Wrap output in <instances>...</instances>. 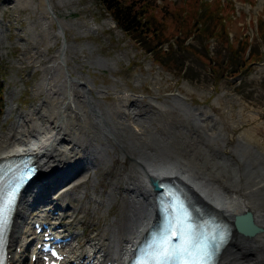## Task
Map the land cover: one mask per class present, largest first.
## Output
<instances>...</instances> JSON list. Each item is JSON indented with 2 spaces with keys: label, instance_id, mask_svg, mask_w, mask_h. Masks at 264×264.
Returning a JSON list of instances; mask_svg holds the SVG:
<instances>
[{
  "label": "bare ground",
  "instance_id": "bare-ground-1",
  "mask_svg": "<svg viewBox=\"0 0 264 264\" xmlns=\"http://www.w3.org/2000/svg\"><path fill=\"white\" fill-rule=\"evenodd\" d=\"M70 1L9 0L13 9L25 8L38 13L37 20L29 27L30 35L32 33L35 36L29 43L33 58H25L35 69L41 67L49 48L56 44L60 36L63 37L52 60L42 66L41 81L33 90L34 95L45 94V99L37 108L32 107L25 114H18L16 121L0 140L2 160L25 149L21 142L32 139L37 145L35 157L40 164V177L35 187L39 188L38 193L36 190L24 193L16 210L7 248L9 264L25 263V250L35 238L28 222L29 215L35 210L39 213L33 218L38 222L42 215L41 208H56L64 211V214L68 213L53 224H61V219L76 218L84 212L82 205L75 209L64 208L62 202L79 204L85 202L88 192L98 190V178L103 180V175L100 174V162L96 157L101 159L107 171L112 164L119 165L118 170L117 166L113 170L116 169L119 174L122 172L117 178L122 183L115 188L117 179L116 182L112 181L114 185H111L106 199L109 200L115 190L117 196L126 199L125 207L113 217L108 227L102 231L93 229L82 245L77 240V234H73L65 251L74 261L125 264L139 234L142 235L155 221V192L147 183L151 178L180 181L195 197L219 211L229 222H233L237 215L251 212L254 223L263 232L251 238L233 232L218 264H264V166L253 170L254 166L245 167L246 174L244 166H241L232 151L224 149L223 152L234 159L238 169L237 183H228L231 171L226 166L217 162V165L220 164L219 169L216 173L212 172L204 165V155L199 153L196 144L189 141V145L180 130H177L180 132L178 136H170L168 126L165 127V124H160L151 116V113L160 112L159 106L153 101L148 102L139 97L126 99L117 95L111 107L101 109L100 102L107 97V89H94L92 82L79 72V65L68 64L72 55L76 56L80 50L65 41L67 29L75 27V24L64 22L58 11L67 15L65 5ZM9 3L3 8L9 9ZM54 24L57 25L56 31ZM87 31L94 30L88 28ZM90 64L101 68L113 66V63L101 60ZM170 96L178 108L185 110L180 95ZM172 126L174 124H171L170 129ZM94 129L99 132H93ZM103 191L101 189L100 192ZM238 197L241 199L238 200ZM100 200L101 197L94 200L95 209L101 204ZM108 209L109 205L105 212H109ZM122 219L126 221L127 227L121 232H118L119 227H110L120 225ZM17 248L23 250L21 255L16 254Z\"/></svg>",
  "mask_w": 264,
  "mask_h": 264
},
{
  "label": "rangeland",
  "instance_id": "rangeland-1",
  "mask_svg": "<svg viewBox=\"0 0 264 264\" xmlns=\"http://www.w3.org/2000/svg\"><path fill=\"white\" fill-rule=\"evenodd\" d=\"M143 1L155 7L154 14L162 23L157 24V27L163 30L167 46L184 41L189 44L188 50L171 51L175 65L169 66L158 62L154 56H148L142 50V44L118 30L93 0H71L65 5L67 15L58 11L64 22L75 24V27L67 29L65 41L80 50L76 56L72 55L68 64L79 65V72L92 82L94 89H107V97L100 102L101 109L111 107L117 95L126 99L139 97L148 102L153 101L159 106L160 112L151 113V116L169 127L170 136L176 137L181 132L188 144L191 145L189 141L196 144L199 153L204 155V165L216 173L220 166L217 162L222 163L231 171L227 182L237 183L238 169L234 159L223 152L224 149L232 151L244 169L254 166L253 170L264 166V40L258 39L255 27L257 20L264 21V0H224V10L220 16L224 19L230 41L236 45L237 39L248 36L252 39L253 54L262 57L261 62L251 65L235 77L228 72L238 70L236 65H242L244 53L240 47L238 49L241 52L232 53L221 40L206 41L196 30L195 21L200 18L196 11L201 0ZM8 3L9 0H0V7ZM10 4L9 9H0L4 23V34L0 36V71L5 87L0 140L16 121L18 114H25L32 107L37 108L45 99V94L34 95L33 90L41 81L42 68L52 60L63 40L60 36L56 44L49 48L41 67L35 69L28 63L33 58L29 43L35 37L32 33L30 35L29 27L37 20L38 13L25 8L16 10ZM230 4L236 8L234 12ZM56 26L54 24L55 31ZM88 28L94 31H87ZM36 48L39 49V46ZM173 49L178 48L175 45ZM27 57L28 60H25ZM95 60L113 63V66H92L90 63ZM212 60L219 64L216 73L211 69ZM172 94L182 97L185 110L178 108L172 101ZM171 124L175 126L171 127L172 130ZM93 132L98 133L99 130L94 129ZM97 143L100 144V141ZM96 160L100 162L99 171L103 180L96 174L100 185L96 192L86 194L84 201L87 205L85 202H62L64 208L75 209L79 205L84 208V212L76 218L65 219L66 226L80 235L78 241L81 245L93 229L102 231L108 227L113 217L125 207L126 199L117 196L115 190L109 200L106 199L111 185H114L112 181L122 174L116 172L119 165L114 163L107 171L101 159ZM114 166H117V170H113ZM245 172L248 174L246 169ZM121 183L122 180L117 179L115 188ZM101 189L105 191L100 192ZM99 197L101 204L95 209L94 200ZM108 205L109 212H105ZM110 227H119L118 232H121L124 226L114 224Z\"/></svg>",
  "mask_w": 264,
  "mask_h": 264
},
{
  "label": "trees",
  "instance_id": "trees-1",
  "mask_svg": "<svg viewBox=\"0 0 264 264\" xmlns=\"http://www.w3.org/2000/svg\"><path fill=\"white\" fill-rule=\"evenodd\" d=\"M103 11L111 18L116 25V28L127 36H130L137 43H141L142 50L147 55L154 56L158 62H163L169 66L176 64L174 58L171 56V51H174L170 46L169 50L159 48L166 40L162 29H158L157 24H162L156 14H154L155 7L150 6L143 0H93ZM202 6V9L200 8ZM198 10L196 11L200 18L195 21L196 30L205 37L206 40L215 39L221 40L227 44V47L234 53L240 47L243 50L245 59L242 60V66L237 67L240 71L251 66L255 62L260 61L256 57H252L251 45L248 38L238 39L236 46L229 40V33L225 28V22L220 16L223 9V3L220 1L208 2L201 0ZM201 10V12H200ZM195 12V14H196ZM194 19V18H193ZM197 26H199L197 28ZM261 34H264V23L260 26ZM263 29V30H262ZM262 39V38H261ZM182 50H188V46L179 44ZM211 69L213 72L219 69V64L216 61H211ZM210 62V63H211ZM218 67V68H217ZM237 71H230L235 73ZM216 73V72H215ZM4 101V87L2 84V74L0 71V113L3 108ZM1 116V114H0Z\"/></svg>",
  "mask_w": 264,
  "mask_h": 264
},
{
  "label": "snow or ice",
  "instance_id": "snow-or-ice-1",
  "mask_svg": "<svg viewBox=\"0 0 264 264\" xmlns=\"http://www.w3.org/2000/svg\"><path fill=\"white\" fill-rule=\"evenodd\" d=\"M11 204V199L5 205H0V231L7 222V210ZM172 238H182L184 243L171 247L170 241L165 242V246L162 247L160 255L167 261L175 258L178 264H208L207 256L208 252L206 247L201 246L198 243L193 242L190 230L184 231V235L180 236L177 231L173 230Z\"/></svg>",
  "mask_w": 264,
  "mask_h": 264
},
{
  "label": "water",
  "instance_id": "water-1",
  "mask_svg": "<svg viewBox=\"0 0 264 264\" xmlns=\"http://www.w3.org/2000/svg\"><path fill=\"white\" fill-rule=\"evenodd\" d=\"M152 185L154 186L155 189H159L157 181L153 180ZM235 225L238 228L239 232H241L243 235L249 236V237L263 231L262 228L258 227L254 223L253 216L250 212H247V213L241 214V215H237L235 217Z\"/></svg>",
  "mask_w": 264,
  "mask_h": 264
}]
</instances>
